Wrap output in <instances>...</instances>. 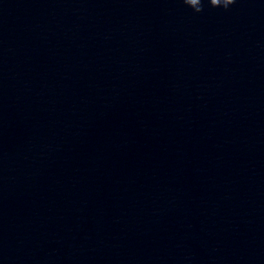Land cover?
Segmentation results:
<instances>
[{"label": "clouds", "instance_id": "1", "mask_svg": "<svg viewBox=\"0 0 264 264\" xmlns=\"http://www.w3.org/2000/svg\"><path fill=\"white\" fill-rule=\"evenodd\" d=\"M205 0H183V3L192 8L196 13L203 11ZM207 3L212 8H223L228 10L231 5L236 3V0H207Z\"/></svg>", "mask_w": 264, "mask_h": 264}]
</instances>
